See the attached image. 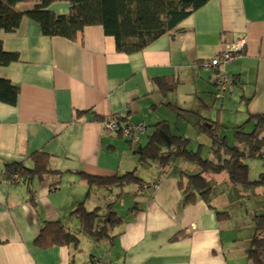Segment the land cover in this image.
Returning <instances> with one entry per match:
<instances>
[{
	"label": "crops",
	"instance_id": "crops-1",
	"mask_svg": "<svg viewBox=\"0 0 264 264\" xmlns=\"http://www.w3.org/2000/svg\"><path fill=\"white\" fill-rule=\"evenodd\" d=\"M69 1L56 0L48 9L66 15ZM38 2L21 0L16 9L24 12ZM0 37L3 50L17 54L0 66V78L18 88L15 104L0 102V264H89L94 258L108 264H264V252L259 263L249 257L252 218L258 214L251 197L263 184L235 191L224 177H208L210 205L200 198L185 204L177 166L160 175L137 154L152 125L162 120L184 135L187 128L180 124L190 116L201 133L197 115L186 110L230 128L264 113V0H208L166 35L130 54L118 52L100 25L85 26L81 38L72 41L44 35L24 18L15 32ZM238 39L244 50L224 66L236 81L222 92L213 85L216 73L200 62ZM166 80L176 85L162 93ZM223 93L230 95L220 99ZM111 113L120 114L124 125L143 122L139 140L107 131L97 117ZM34 151L50 155L52 169L59 171L32 181L36 211L27 184L10 183L3 174L6 163L31 167L28 156ZM132 170L149 175V182L143 180L149 184L116 192V208L126 193L129 200L121 203L122 221L108 227L109 237L87 235L72 211L83 203L87 211L99 207L102 215L113 201L98 197L101 187L93 190L85 175L112 177ZM216 210H227L230 217L218 219ZM46 221H60L78 242L37 247L33 242ZM104 224L102 217L96 219V226ZM177 234L181 237L173 240Z\"/></svg>",
	"mask_w": 264,
	"mask_h": 264
},
{
	"label": "trees",
	"instance_id": "trees-1",
	"mask_svg": "<svg viewBox=\"0 0 264 264\" xmlns=\"http://www.w3.org/2000/svg\"><path fill=\"white\" fill-rule=\"evenodd\" d=\"M18 1L21 0H0V34L15 32L24 18L37 23L44 35L64 37L72 41L81 38L85 26L100 25L106 35L114 38L118 52L130 54L143 50L158 37L166 35L208 0H70L69 12L66 15H56L48 9L56 0H39L32 9L24 12L16 9ZM16 59V53L3 50L0 37V66ZM202 62H200L201 68ZM210 69L216 73L213 85L217 90H222L218 84L221 68L207 70ZM233 78L234 86L236 80L234 76ZM175 85L168 80L163 81L161 92H167ZM222 92H228V90L223 89ZM17 97L18 88L10 81L0 78V102L13 105ZM186 112L197 115L195 126L209 139L206 143L209 156L204 157L201 154L202 148H205V142L198 143L196 150L190 149L192 140L182 133L173 131L172 125L167 120L152 125V132L147 135L145 144L138 148L137 152L139 160L149 166L155 165L160 175L176 167L177 159H183L191 167L195 166L199 169L195 173H188L177 166L179 177L177 184L185 196V204L193 203L200 198L210 205L212 185L208 182V176L211 174L225 172L224 179L235 191L240 188L249 192L253 190L255 184L264 182V176H261L259 180H249L248 166L244 161L248 156L264 159V113L249 116L248 121H254L253 129L249 133L241 132V126L235 127L234 143L228 145L225 136H222V126L217 118L209 120L198 112L190 110ZM97 119L104 122V117H97ZM120 121L123 122L121 119ZM28 158L32 162L31 167L25 166L23 162H10L5 164L3 174L10 183L27 184L28 201L36 211L37 201L34 190L31 188L32 181H41L45 176L59 173V171L52 169L51 157L47 153L34 151ZM14 174L18 175V179L14 178ZM84 178L86 184L90 186L136 184L137 188H140L149 184L138 177L134 170L112 177L85 175ZM51 186L57 187L56 183ZM113 206L114 202L107 203L104 213L99 215V207L87 211L83 203H79L72 213L78 216L81 228L87 235L100 240L109 237L108 227L112 228L122 221L121 216L116 217L111 211ZM216 216L218 219L229 218L230 214L227 210H216ZM98 217H102L106 224L101 227L96 226ZM252 221L254 231L249 257L254 263H259L260 256L264 252V212L254 215ZM180 237L181 234H177L172 239L176 240ZM77 242V236L68 231L60 221H46L33 243L39 248H48L53 245H70Z\"/></svg>",
	"mask_w": 264,
	"mask_h": 264
},
{
	"label": "rangeland",
	"instance_id": "rangeland-1",
	"mask_svg": "<svg viewBox=\"0 0 264 264\" xmlns=\"http://www.w3.org/2000/svg\"><path fill=\"white\" fill-rule=\"evenodd\" d=\"M228 95L230 94H225L223 93L222 95L220 94V99H225ZM171 96H167L165 101L169 100ZM224 97V98H223ZM231 115H235V112H230ZM238 114H241V112H239ZM245 116V115H244ZM241 116H239L240 118ZM230 118V117H229ZM227 118L226 122H229V124H232V122L230 121V119ZM245 118V117H244ZM191 119H193L192 117L188 116V119H187V122L185 124H180V127H183L186 126V132H185V136L189 137L192 142H191V145H190V149L192 150H196V147H197V144L200 143V142H208L209 139H205V136L204 134H201V133H198L195 131L194 127L192 126V123H191ZM231 122V123H230ZM241 123L243 121H240ZM254 121H248L246 122L245 124L242 123V127H240L239 129L241 130V132H245V133H249L252 131L253 129V123ZM234 129L235 128H230V127H225L224 125H222V136L223 135H227V139H226V143L228 145H233L234 143V140H233V133H234ZM206 144H205V148H202L201 150V154L202 156L206 157V156H209L210 153H209V150H206ZM245 163L247 164L248 166V178L249 180H259L261 178V176H264V159H259V158H256L254 156H248L244 159ZM143 163V162H142ZM176 165L185 169L188 173H192V172H196L198 171L199 169L196 168L195 166H190L189 164H186L185 161L183 159H177L175 161ZM155 165H153L154 167ZM146 171H150L151 169L150 168H145ZM140 175H138L139 177H141L143 180H145L146 182H149L150 179H149V175L145 174V173H142L141 171L138 172ZM225 172H222L220 174H216V175H209L208 177H211V178H223L225 177ZM261 184H264V182H262ZM241 186V185H240ZM96 187H101V189L97 188V192H98V197L100 196H103L104 197H108L110 196L111 198V201L114 202V205H115V197L117 196V193L116 192H119L120 189H122L124 192H128L129 190L132 191V190H135L137 189V185L136 184H130V185H119V184H112V185H93V190L96 188ZM259 194L256 195V196H253L251 197V200L253 201V205L254 207H256L257 209V212L258 214L262 213V204H264V186L261 187V189H259ZM234 193V192H232ZM96 197V196H95ZM119 197V195H118ZM125 200V202H127L129 200V193H126V195H123V199L122 201L121 200H118V203H119V206H118V203H117V206L118 208H116V206H113V208L111 209V211L114 212L115 216L116 217H120L122 216L123 212L121 211L122 210V207L123 205L121 204L123 201ZM110 200H105V202H109ZM91 205H87V208H90ZM262 258H263V255H262Z\"/></svg>",
	"mask_w": 264,
	"mask_h": 264
},
{
	"label": "built area",
	"instance_id": "built-area-1",
	"mask_svg": "<svg viewBox=\"0 0 264 264\" xmlns=\"http://www.w3.org/2000/svg\"><path fill=\"white\" fill-rule=\"evenodd\" d=\"M244 47V40L238 39L236 42L225 46L216 56L203 60L202 68L207 70L209 68H221L218 74V84L221 89H226L228 91L232 90L233 87V76L228 74L224 70V66L235 56L242 53V48ZM120 114L111 113L104 119V127L107 131L112 133H119L127 135L134 140H139V135L144 132L145 125L143 122L136 124H122L120 122ZM15 179H18V175H13ZM89 264H108L101 258H96L92 260Z\"/></svg>",
	"mask_w": 264,
	"mask_h": 264
}]
</instances>
